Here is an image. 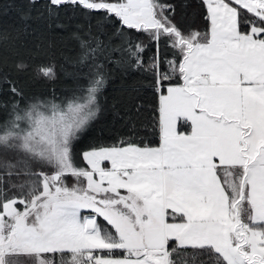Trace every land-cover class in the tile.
Segmentation results:
<instances>
[{"label": "snow or ice", "instance_id": "1", "mask_svg": "<svg viewBox=\"0 0 264 264\" xmlns=\"http://www.w3.org/2000/svg\"><path fill=\"white\" fill-rule=\"evenodd\" d=\"M20 2L57 30L68 9L100 19L35 70L69 94L0 70V264H264V0H202L204 32L172 0ZM114 70L146 75L152 131L132 103L123 136L84 145Z\"/></svg>", "mask_w": 264, "mask_h": 264}, {"label": "trees", "instance_id": "2", "mask_svg": "<svg viewBox=\"0 0 264 264\" xmlns=\"http://www.w3.org/2000/svg\"><path fill=\"white\" fill-rule=\"evenodd\" d=\"M172 3L176 6V16L181 23L201 32L208 30L209 21L205 18L207 10L202 0H172ZM41 5L37 7L43 11ZM22 7L25 5L20 0H15V2L14 0H0V33L7 34L6 39H0V70L18 79L28 94H43L52 88L57 90L58 95L69 94L70 76L59 74V78L53 85L37 77L35 70L39 65L55 64L59 71L65 59L74 56L78 51L76 41L70 37V33L86 21L96 23L100 18L82 16L79 12L68 9L61 16L64 28L57 30L39 19L35 12L26 23L21 21L19 11ZM161 48L162 53L168 59L173 58L170 49H164L163 45ZM151 55L152 50L149 49L145 54L146 59ZM21 62L27 66V71L18 73L15 66ZM67 71L71 72L72 69L68 68ZM99 100L101 111L97 119L90 124L87 135L83 137L84 145L112 144L123 136L127 129L125 119L121 117L132 103L144 105L139 117L144 123L140 126L148 127L151 133L152 129L146 122L151 114V108L156 104V96L149 87V80L145 74L129 75L114 70ZM141 137L153 143L158 140V137L151 134L144 136L143 132H141ZM12 157L13 154L10 152L5 154L0 152V161Z\"/></svg>", "mask_w": 264, "mask_h": 264}, {"label": "rangeland", "instance_id": "3", "mask_svg": "<svg viewBox=\"0 0 264 264\" xmlns=\"http://www.w3.org/2000/svg\"><path fill=\"white\" fill-rule=\"evenodd\" d=\"M2 154H5L4 152H1Z\"/></svg>", "mask_w": 264, "mask_h": 264}]
</instances>
